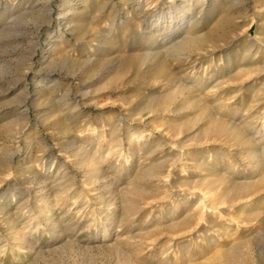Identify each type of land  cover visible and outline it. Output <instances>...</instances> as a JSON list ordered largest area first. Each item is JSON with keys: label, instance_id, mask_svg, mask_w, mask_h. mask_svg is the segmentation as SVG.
<instances>
[{"label": "rangeland", "instance_id": "374dc122", "mask_svg": "<svg viewBox=\"0 0 264 264\" xmlns=\"http://www.w3.org/2000/svg\"><path fill=\"white\" fill-rule=\"evenodd\" d=\"M0 264H264V0H0Z\"/></svg>", "mask_w": 264, "mask_h": 264}, {"label": "bare ground", "instance_id": "6f19581e", "mask_svg": "<svg viewBox=\"0 0 264 264\" xmlns=\"http://www.w3.org/2000/svg\"><path fill=\"white\" fill-rule=\"evenodd\" d=\"M49 11V10H48ZM50 12V11H49ZM225 22V21H224ZM224 26V25H223ZM219 37V36H218ZM213 39V38H212ZM186 41H188V40H186ZM217 41V40H216ZM188 43H189V41H188ZM178 47V46H177ZM176 48V47H175Z\"/></svg>", "mask_w": 264, "mask_h": 264}]
</instances>
